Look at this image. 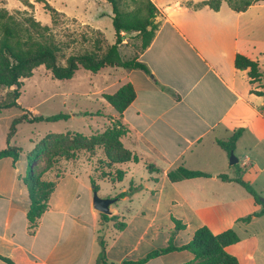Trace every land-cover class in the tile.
I'll use <instances>...</instances> for the list:
<instances>
[{
  "label": "crops",
  "instance_id": "crops-1",
  "mask_svg": "<svg viewBox=\"0 0 264 264\" xmlns=\"http://www.w3.org/2000/svg\"><path fill=\"white\" fill-rule=\"evenodd\" d=\"M151 1L158 9L159 27L151 44L134 56L147 69L110 67L122 75L93 88L104 107L93 113L103 114H87L98 120L93 131L119 118L127 128L122 141L140 160L117 164L126 174L114 181L95 174L94 158L85 151L59 159L61 170L48 207L32 229L27 217L28 163L20 161L22 153L17 161L0 158V264H10L2 256L15 264H96L101 237L107 242L108 261L122 264L167 246L176 227L173 217L185 224L173 236L180 246L204 225L217 234L262 209L242 184L219 175L234 178L242 169L244 178L252 167L264 178V95L258 92L264 90V1L244 11L227 2L215 10L198 5L205 0ZM238 54L259 61L261 80L252 83L248 70L236 67ZM127 82L134 85L136 98L120 115L107 108L106 103L111 104L103 93ZM81 113L73 111L71 117ZM239 129L234 152L243 165L235 167L218 140L229 139ZM181 165L210 176L173 182L168 173ZM92 176L101 196L117 198L110 215L121 216L126 223L122 230L114 221L104 222L95 209ZM125 191L130 193L118 196ZM243 243L245 247L237 242L226 249L241 264H256L259 238L249 235ZM193 259L188 250H174L144 264H185Z\"/></svg>",
  "mask_w": 264,
  "mask_h": 264
},
{
  "label": "trees",
  "instance_id": "trees-1",
  "mask_svg": "<svg viewBox=\"0 0 264 264\" xmlns=\"http://www.w3.org/2000/svg\"><path fill=\"white\" fill-rule=\"evenodd\" d=\"M112 5V19L115 28L116 40L105 50L98 48L90 51L70 54L65 62H60L61 45L54 39L51 31V25H43L33 15H24L19 17L10 13L7 9H0V86L14 87L12 99L0 102V112L6 108L20 106L18 99L21 95V86L23 79L33 75L34 70L44 65L51 71L54 78L71 79L81 68L92 72H99L106 67H123L128 69H147L146 65L138 61V57L125 59L122 57L119 46L126 38L127 33L136 32L141 38L142 50L146 49L152 42L159 23L156 21L158 9L151 0L138 1L139 5L135 9L127 8L125 0H107ZM264 0H205L198 5L207 4L215 10H219L223 2L236 11H244L252 4ZM47 8L51 12L53 21H56L60 12L47 3ZM21 12V11H19ZM236 67L248 70L252 83H256L262 78L260 63L249 57L238 54L235 61ZM264 95L263 91H258ZM103 97L110 103L115 110L122 115L136 98V90L131 82L124 83L118 90L112 93H103ZM85 114L101 115V110ZM68 113H58L54 115H32L23 113L16 117L12 123L8 134L6 148L0 149V158L12 157L17 161L23 151L18 145H11V139L17 131V125L21 122H39V121H57L70 118ZM127 133V128L118 118L107 126L103 131L87 136L81 132H67L54 135H47L41 139L33 151L28 153L32 170L30 175L25 178V182L30 192L31 204L27 214L30 227L37 226L42 214L48 207L51 193L56 186V180L40 183V175L35 172V159L46 148L56 145L61 151H57L62 158L75 157L80 150H86L92 158H95L94 152L97 149L103 150L105 158L110 165H117L129 161H139V156L127 148L122 137ZM242 134V130L236 131L227 140H218V144L231 153L235 150L237 141ZM64 150V151H63ZM56 153V154H57ZM233 166H237V163ZM239 170V174L230 178L222 173L219 176L224 179H232L242 184L255 198L256 202L262 205V209L253 212L246 217L241 218L244 221H250L255 216L264 214V203L260 201L256 189L252 184L246 181ZM126 171L117 168L116 178L110 180L122 181ZM168 176L173 182L185 178H194L201 176H210L201 170L189 169L183 165L169 171ZM107 178V177H101ZM109 179V178H108ZM92 182L95 184V190H98V184L92 176ZM131 191V189H130ZM130 191L120 193L122 197L129 194ZM104 222L113 221L114 215L101 213ZM176 223L175 230L167 246L160 247L150 251L147 255L139 259L126 260L122 264H144L152 258L174 250H188L194 254V259L185 264H241L239 258L228 252L226 247L240 241V236L234 228H228L220 233H214L210 227L204 225L195 231L193 238L186 244L177 246L173 243V236L176 230L185 228L181 220L173 217ZM125 221H121L118 230L125 227ZM101 252L96 264L110 263L106 256V240L101 237ZM10 264H15L10 258L2 256Z\"/></svg>",
  "mask_w": 264,
  "mask_h": 264
},
{
  "label": "rangeland",
  "instance_id": "rangeland-1",
  "mask_svg": "<svg viewBox=\"0 0 264 264\" xmlns=\"http://www.w3.org/2000/svg\"><path fill=\"white\" fill-rule=\"evenodd\" d=\"M125 1L127 8L135 9L139 5L138 1L141 0ZM47 3L60 12L56 21H53L51 12L47 8ZM1 8H5L10 13H14L21 18L24 15H33L43 25H51V33L61 45L60 62L63 63L70 54L93 49L97 50L98 48L105 50L116 40L111 16L113 15L112 5L107 0H0ZM94 27H98L101 30ZM119 49L125 59L136 56L142 50L139 34L136 32L129 33L120 44ZM110 71H113L110 67L103 68L99 72L81 68L71 79H57L53 77L51 71L44 65L37 67L32 76L23 79L20 89L21 95L18 99L20 106L6 108L0 112V149L8 146V134L14 119L25 112L32 115H54L58 113L72 115L73 111L86 113L93 112L98 107L103 109L104 107L101 106V103L96 98L99 96L93 95L95 91L93 88L104 87L105 84L112 83L122 75L121 70L113 71L112 74H109L111 73ZM13 89L14 87L0 86V102L12 99ZM113 90L109 89L107 92H113ZM106 105L107 108L114 111L115 108L113 106L107 103ZM84 113L57 121L33 123L25 121L17 125V131L11 139V145L22 147L23 152L20 161L25 160L28 163L29 173L27 176L30 175L32 170L28 153L33 151L36 144L47 135L81 132L91 136L105 129L99 124V129L93 131L91 126L97 124L98 120ZM104 121L106 120L104 119ZM109 125H106V127ZM57 151H61L60 147L52 145L41 152L35 159L34 169L40 175L41 184L54 181L61 170V168L57 167V164L63 155L59 156ZM82 151H85L87 155L89 154L86 150H80V152ZM94 156L95 174L100 178L103 176L115 179L118 166L108 164L103 150L97 149V152H94ZM235 156L237 157L236 153ZM85 157L84 159L87 161L88 157ZM239 158L240 160L235 167L243 165L241 156ZM50 170L52 172L48 174ZM244 178L252 184L258 193L260 201L264 203L263 176L258 174L256 168L249 167L245 172ZM105 184L108 186L111 185V182H105ZM241 218L238 219V223L232 228L238 232L240 236L239 242L244 247L245 243H243V240H246L249 235H257L260 244L255 251L254 257L256 264H264V216L252 218L250 221H244ZM113 221L115 227L118 228L123 220L121 216L114 215ZM242 254L247 257L245 251Z\"/></svg>",
  "mask_w": 264,
  "mask_h": 264
},
{
  "label": "water",
  "instance_id": "water-1",
  "mask_svg": "<svg viewBox=\"0 0 264 264\" xmlns=\"http://www.w3.org/2000/svg\"><path fill=\"white\" fill-rule=\"evenodd\" d=\"M129 33H127L128 35ZM239 161L238 157L235 156L234 151L230 155V164H236ZM117 198L114 197H103L98 193V190H94L93 204L95 209L101 213L111 214L110 206L116 202Z\"/></svg>",
  "mask_w": 264,
  "mask_h": 264
}]
</instances>
